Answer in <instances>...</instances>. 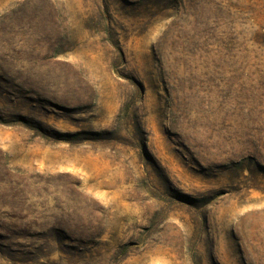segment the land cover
Listing matches in <instances>:
<instances>
[{"label": "rangeland", "instance_id": "1", "mask_svg": "<svg viewBox=\"0 0 264 264\" xmlns=\"http://www.w3.org/2000/svg\"><path fill=\"white\" fill-rule=\"evenodd\" d=\"M0 264H264V0H0Z\"/></svg>", "mask_w": 264, "mask_h": 264}, {"label": "trees", "instance_id": "2", "mask_svg": "<svg viewBox=\"0 0 264 264\" xmlns=\"http://www.w3.org/2000/svg\"><path fill=\"white\" fill-rule=\"evenodd\" d=\"M138 131H139V129H138ZM141 147L143 148V151L146 152V149H145L144 145L141 144ZM169 197H170L171 199H174V200H180V201H183L182 198H184V195L179 194L178 197H174V196H169ZM183 202H185V201H183Z\"/></svg>", "mask_w": 264, "mask_h": 264}]
</instances>
